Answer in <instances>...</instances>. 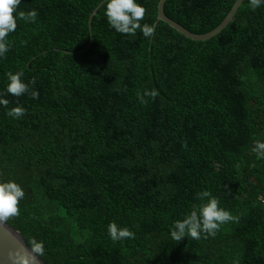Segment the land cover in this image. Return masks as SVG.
Instances as JSON below:
<instances>
[{
    "label": "trees",
    "instance_id": "16d2710c",
    "mask_svg": "<svg viewBox=\"0 0 264 264\" xmlns=\"http://www.w3.org/2000/svg\"><path fill=\"white\" fill-rule=\"evenodd\" d=\"M102 1L21 0L14 13L0 56V181L25 196L6 221L43 241L47 264H264V158L253 151L264 142V4L243 0L221 32L194 40L158 20L160 0H136L149 38L117 32L106 0L92 15ZM235 1L167 0L164 11L202 34ZM33 9L35 23L19 18ZM20 70L29 93L16 97L7 73ZM145 90L158 95L141 103ZM16 106L19 119L7 115ZM203 190L234 219L177 242L172 226ZM112 222L134 238L114 242Z\"/></svg>",
    "mask_w": 264,
    "mask_h": 264
},
{
    "label": "clouds",
    "instance_id": "9594fccd",
    "mask_svg": "<svg viewBox=\"0 0 264 264\" xmlns=\"http://www.w3.org/2000/svg\"><path fill=\"white\" fill-rule=\"evenodd\" d=\"M107 8L105 15L108 23L119 33L125 35H135L137 30L142 31L146 38L154 35L155 26L143 24L146 9L138 4L136 0H106ZM253 10L264 4V0H249ZM21 0H0V56L5 55L10 44L7 40L9 33L14 32L17 28V18L14 15L19 7ZM19 18L35 23L38 12L33 9L28 12L20 11ZM9 83L7 92L13 96L19 97L25 93H29V84L22 80L24 76L23 70L15 73H7ZM30 83L35 85V78ZM158 95L155 90H145L143 93L137 92V97L141 103H147L145 97L153 100ZM30 96L33 99L39 98V92L32 90ZM9 101L0 98V105L7 108ZM26 114V109L22 106H16L8 110L7 115L15 119H19ZM187 146L186 144L184 145ZM253 151L258 157L264 158V142L256 141ZM24 189L14 180L0 181V222H4L11 217L19 215V203L24 198ZM197 199L205 201L199 206H194L193 210L187 214L182 220L175 221L171 229V237L177 242L184 237L190 236L193 239H199L202 234L207 236H215L222 224L234 219L232 214L219 206V200L208 190L196 193ZM108 234L115 242L122 239L134 238L135 234L127 227L120 228L115 222L108 225ZM31 250L37 255L44 252L43 241H37L35 238L30 240ZM24 264H28L25 260ZM238 264V262H237Z\"/></svg>",
    "mask_w": 264,
    "mask_h": 264
},
{
    "label": "water",
    "instance_id": "95a60500",
    "mask_svg": "<svg viewBox=\"0 0 264 264\" xmlns=\"http://www.w3.org/2000/svg\"><path fill=\"white\" fill-rule=\"evenodd\" d=\"M103 0L95 10L103 4ZM167 0H160L158 3L157 18L168 23L171 27L180 31L182 34L194 40H207L221 32L233 19L243 0H236L221 23L209 32L198 34L185 28L180 23L168 17L164 11V5ZM25 260L28 264H47L40 255L32 252L31 246L27 243L22 233L7 221L0 222V264H24Z\"/></svg>",
    "mask_w": 264,
    "mask_h": 264
},
{
    "label": "built area",
    "instance_id": "2783aa9c",
    "mask_svg": "<svg viewBox=\"0 0 264 264\" xmlns=\"http://www.w3.org/2000/svg\"><path fill=\"white\" fill-rule=\"evenodd\" d=\"M261 201L264 202V197H260Z\"/></svg>",
    "mask_w": 264,
    "mask_h": 264
}]
</instances>
